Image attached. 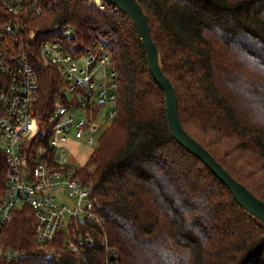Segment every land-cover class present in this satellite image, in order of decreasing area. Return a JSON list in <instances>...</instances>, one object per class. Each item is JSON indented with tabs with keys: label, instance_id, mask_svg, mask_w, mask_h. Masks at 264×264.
Instances as JSON below:
<instances>
[{
	"label": "trees",
	"instance_id": "trees-1",
	"mask_svg": "<svg viewBox=\"0 0 264 264\" xmlns=\"http://www.w3.org/2000/svg\"><path fill=\"white\" fill-rule=\"evenodd\" d=\"M91 1V2H90ZM39 0L30 49L55 28L78 53L103 44L117 73L116 116L78 178L94 189L102 227L78 258L54 243L40 249L27 211L13 214L0 246L19 258L0 264H264V225L172 137L165 93L130 19L95 0ZM178 97L185 131L240 184L264 202V0H139ZM41 121L62 96L56 68L38 66ZM98 114V112H96ZM8 165L0 150V196ZM60 238V240H62ZM106 239V242H105ZM104 240V243H102Z\"/></svg>",
	"mask_w": 264,
	"mask_h": 264
},
{
	"label": "built area",
	"instance_id": "built-area-1",
	"mask_svg": "<svg viewBox=\"0 0 264 264\" xmlns=\"http://www.w3.org/2000/svg\"><path fill=\"white\" fill-rule=\"evenodd\" d=\"M41 13L39 0H0V150L9 169L0 196V234L13 214L24 210L41 250L55 255L52 245L62 241L65 251L81 258L83 245L96 242V231L83 232L81 225L102 227L104 222L95 213L93 186L78 178L81 168L69 164L65 145L73 136L89 148L97 147L96 112L111 103L114 108L108 118L112 122L116 116L117 73L103 44L93 42L83 53L65 44L63 38L75 35L69 26L53 29L51 39L34 53L29 45L37 31L30 22ZM39 65L56 68L63 83L62 96L44 121L36 109ZM80 110L87 119L75 117ZM66 197L73 205L60 202ZM20 255L0 246V257L8 262Z\"/></svg>",
	"mask_w": 264,
	"mask_h": 264
},
{
	"label": "water",
	"instance_id": "water-1",
	"mask_svg": "<svg viewBox=\"0 0 264 264\" xmlns=\"http://www.w3.org/2000/svg\"><path fill=\"white\" fill-rule=\"evenodd\" d=\"M121 12L133 23L147 53L149 71L165 93L169 129L172 137L185 150L201 160L230 190L239 206L264 225V202L236 181L200 143L183 128L178 108V97L172 82L164 74L160 52L153 40L148 18L139 0H102Z\"/></svg>",
	"mask_w": 264,
	"mask_h": 264
},
{
	"label": "rangeland",
	"instance_id": "rangeland-1",
	"mask_svg": "<svg viewBox=\"0 0 264 264\" xmlns=\"http://www.w3.org/2000/svg\"><path fill=\"white\" fill-rule=\"evenodd\" d=\"M97 2L98 1L95 0L93 3L97 5ZM113 108H114L113 104L107 103L105 104L103 110L98 113L94 121V123L99 125L100 127V131L96 137V140L98 139L99 136L103 134V132L111 124V120H109L108 117L111 111L113 110ZM75 117L77 119H87L86 113L81 110L75 114ZM84 144H85L84 140H75L73 136H70V139L66 143L65 148L67 149V158L71 166L76 168H83L88 163V160L94 148H89ZM62 194L64 197L67 196L65 192H62ZM60 202L62 204H69V205H73L74 203V201L72 199H69L68 197H66L65 200H61Z\"/></svg>",
	"mask_w": 264,
	"mask_h": 264
}]
</instances>
